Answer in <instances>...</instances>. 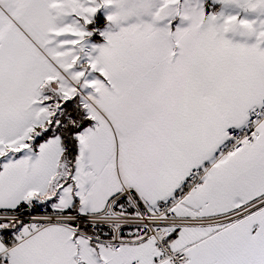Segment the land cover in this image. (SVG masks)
Masks as SVG:
<instances>
[{
	"label": "snow or ice",
	"instance_id": "6c2138e0",
	"mask_svg": "<svg viewBox=\"0 0 264 264\" xmlns=\"http://www.w3.org/2000/svg\"><path fill=\"white\" fill-rule=\"evenodd\" d=\"M0 264H264V0H0Z\"/></svg>",
	"mask_w": 264,
	"mask_h": 264
}]
</instances>
